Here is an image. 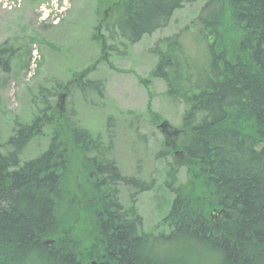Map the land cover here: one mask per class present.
<instances>
[{"label":"trees","instance_id":"obj_1","mask_svg":"<svg viewBox=\"0 0 264 264\" xmlns=\"http://www.w3.org/2000/svg\"><path fill=\"white\" fill-rule=\"evenodd\" d=\"M184 1L98 4L114 9L113 22L105 28L128 45L165 27ZM188 34L191 47L184 43ZM13 52L0 46L5 72ZM152 53V74L164 80L166 97L184 105L177 147L201 168L206 194L193 196L185 185L172 186L176 170L169 168L170 230L156 236L143 232L133 204L122 206L112 182L137 190L149 186L120 174L103 157L98 137L68 117L56 118L57 127L53 122L44 150L21 159L47 120L46 113L36 114L27 123H15L4 142L0 136V264H85L67 228L79 205L89 206L85 216L91 224H84L93 235L83 236L84 244L100 249V264H194L159 254L160 247L186 255L208 252L213 264H264V0H205L196 17L159 39ZM86 74L75 75L72 88L100 95L102 82ZM76 160L83 172L72 174ZM79 178L83 185L76 183ZM220 215L217 230L210 219Z\"/></svg>","mask_w":264,"mask_h":264},{"label":"rangeland","instance_id":"obj_2","mask_svg":"<svg viewBox=\"0 0 264 264\" xmlns=\"http://www.w3.org/2000/svg\"><path fill=\"white\" fill-rule=\"evenodd\" d=\"M204 2L185 0L165 27L124 45L114 30L105 28L113 22L114 9L99 6L98 0H0V46L6 44L14 50L9 70L0 68L1 140L4 142L15 123H27L36 114L46 113L42 135L30 140L22 151L21 159H30L48 145L53 122L57 127L56 118L68 117L98 137L103 157L112 160L120 174L149 186L137 190L120 180L112 182L122 206L133 204L141 217V230L154 236L168 233L166 218L174 198L165 184L168 169L176 170L171 185H185L193 196L206 194L202 187L206 179L199 165L179 152L177 135L182 130L184 105L168 99L164 80L152 74L156 62L152 48L159 39L189 24ZM184 43L191 47L189 34ZM84 70V78L102 82L100 95L72 88L73 77ZM58 84L66 85L63 89ZM71 167L72 174L83 172L77 160ZM92 176L88 173V178ZM81 179L75 180L78 185H83ZM206 197L212 200L211 195ZM88 208L79 205L67 228L77 239L73 246L78 257L85 264H100V249L84 244L83 236L93 235L84 224H91L85 216ZM221 218L210 219L217 230ZM175 249L160 247L157 251L194 264H213L208 252L194 250L186 255ZM89 251L97 254L89 255ZM24 264L49 263L38 260Z\"/></svg>","mask_w":264,"mask_h":264},{"label":"water","instance_id":"obj_3","mask_svg":"<svg viewBox=\"0 0 264 264\" xmlns=\"http://www.w3.org/2000/svg\"><path fill=\"white\" fill-rule=\"evenodd\" d=\"M60 98H61V96H60Z\"/></svg>","mask_w":264,"mask_h":264}]
</instances>
